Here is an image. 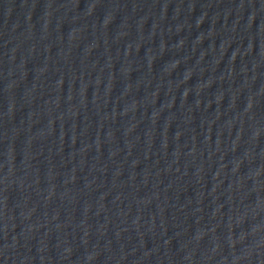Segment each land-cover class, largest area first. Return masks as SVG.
I'll use <instances>...</instances> for the list:
<instances>
[{"label":"water","instance_id":"95a60500","mask_svg":"<svg viewBox=\"0 0 264 264\" xmlns=\"http://www.w3.org/2000/svg\"><path fill=\"white\" fill-rule=\"evenodd\" d=\"M0 264H264V0H0Z\"/></svg>","mask_w":264,"mask_h":264}]
</instances>
